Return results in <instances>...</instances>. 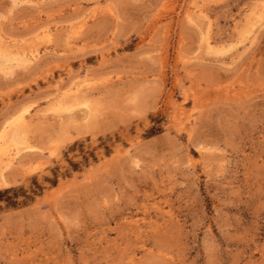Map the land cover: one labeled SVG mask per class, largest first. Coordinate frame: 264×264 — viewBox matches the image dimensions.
Segmentation results:
<instances>
[{
	"label": "rangeland",
	"instance_id": "obj_1",
	"mask_svg": "<svg viewBox=\"0 0 264 264\" xmlns=\"http://www.w3.org/2000/svg\"><path fill=\"white\" fill-rule=\"evenodd\" d=\"M0 36V264H264V0H0Z\"/></svg>",
	"mask_w": 264,
	"mask_h": 264
},
{
	"label": "bare ground",
	"instance_id": "obj_2",
	"mask_svg": "<svg viewBox=\"0 0 264 264\" xmlns=\"http://www.w3.org/2000/svg\"><path fill=\"white\" fill-rule=\"evenodd\" d=\"M12 1V0H11ZM20 0H13L14 3L19 2ZM28 2V1H27ZM38 2V1H37ZM25 3V2H24ZM34 3V2H33ZM32 3V4H33ZM13 6V5H12ZM194 14V13H193ZM198 15V14H197ZM1 37V36H0ZM0 50H1V54H3V62L2 65L4 66V69H8L11 68L13 66V63L16 64H25L27 62H29L31 60V58H34V55H30L26 53L24 50H20L17 48H13V47H8L5 46L3 44V41L0 38ZM28 54V55H27ZM8 71V70H7ZM74 79V78H73ZM75 89V88H74ZM62 90V89H61ZM66 91V90H65ZM68 91V90H67ZM76 91V90H75ZM71 98V97H70ZM76 100V99H75ZM69 101V100H68ZM84 101V100H83ZM79 102V101H78ZM71 103V102H70ZM81 103V102H79ZM72 104V103H71ZM70 104V105H71ZM66 105V103H65ZM81 105V104H79ZM88 105V104H87ZM67 106V105H66ZM72 107V106H71ZM70 108V106H69ZM55 109V108H54ZM89 109V108H88ZM91 109V107H90ZM57 110V109H55ZM67 110V109H66ZM86 117V116H85ZM30 125V124H29ZM11 127V126H9ZM12 132V131H11ZM9 152L8 150V145H6V143H0V155L1 156H5L7 164L11 163L12 161V157L7 153ZM19 156V155H18ZM9 167V166H8ZM10 168V167H9ZM4 172V171H3Z\"/></svg>",
	"mask_w": 264,
	"mask_h": 264
},
{
	"label": "trees",
	"instance_id": "obj_3",
	"mask_svg": "<svg viewBox=\"0 0 264 264\" xmlns=\"http://www.w3.org/2000/svg\"><path fill=\"white\" fill-rule=\"evenodd\" d=\"M6 191H8V190H6ZM1 194H2V192H0V196H1Z\"/></svg>",
	"mask_w": 264,
	"mask_h": 264
}]
</instances>
